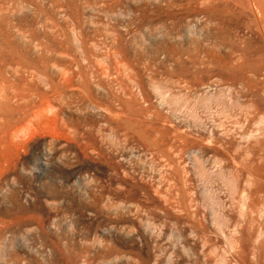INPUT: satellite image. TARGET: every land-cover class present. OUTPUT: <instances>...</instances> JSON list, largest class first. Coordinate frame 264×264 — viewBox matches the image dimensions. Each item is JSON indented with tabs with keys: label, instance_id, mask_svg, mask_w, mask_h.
<instances>
[{
	"label": "bare ground",
	"instance_id": "bare-ground-1",
	"mask_svg": "<svg viewBox=\"0 0 264 264\" xmlns=\"http://www.w3.org/2000/svg\"><path fill=\"white\" fill-rule=\"evenodd\" d=\"M257 46L264 0H0V264H264Z\"/></svg>",
	"mask_w": 264,
	"mask_h": 264
},
{
	"label": "rangeland",
	"instance_id": "rangeland-1",
	"mask_svg": "<svg viewBox=\"0 0 264 264\" xmlns=\"http://www.w3.org/2000/svg\"><path fill=\"white\" fill-rule=\"evenodd\" d=\"M186 12H189V10H186ZM216 15H217L218 19H220V21L223 23V25L220 26V28L223 26L224 29L221 28L223 30H221L219 28H218V30H215L214 27L204 25L205 24L204 22L200 23L198 21H194V22L190 23V22L186 21V19H183L182 25H181V29H182L181 31H183V33L181 32L182 38L184 36L183 40L187 41L192 36H194L195 34H197V36H199L201 34L203 36L213 34V36L214 35L215 36L220 35L221 38L224 36H225V38H227L226 35L229 33L228 35H232V37L234 38L233 40L235 41V43L238 44V45L236 44L237 47L239 45L240 46L242 45V48H246V47H249L250 45H252L251 44L252 41L250 40L251 34H249L250 29L248 27L249 23L244 17L240 16L238 13H233L231 10L217 11ZM187 16H190V15H187ZM167 21H168L167 23H169V24L172 23L171 19H168ZM224 21H225V26H224ZM220 30H221V32H220ZM218 32H219V35L217 34ZM226 32H228V33H226ZM221 41H224V39ZM247 44H249V46ZM261 46H262V44H261ZM261 46H259L260 48L257 46V49L259 48L258 49L259 51H260V49L261 50L264 49ZM226 47L229 48L228 45ZM226 47H225V49H226L225 54L229 55V56L233 55L232 57H234L237 47H236V49H235V47H233V48L230 47L229 50H227ZM222 56H224V55H222ZM253 62H254V64L257 65L255 67H258L259 70H257V71L254 70V72L249 71V72H247L246 75L249 76V77L248 76L247 77L250 78V80L253 83L258 84V85H264V57L262 56L261 53H257L253 57ZM238 89L239 88H236L234 91L236 93H240V92L244 91L243 89L242 90L240 89V92H239ZM236 90H238V91H236ZM263 97H264V94H263ZM249 104H250V105H248L249 107L246 106L244 109H241L237 105V102H234L233 104H230L228 106V109H230V112L234 116L231 123H230L231 128L236 133L258 131V129H261L262 131H264V126L259 125L257 123V118L254 114L255 111H254L252 104L251 103H249ZM202 115L204 116L205 119L209 118V116H210V114L205 110L202 111ZM216 119H218L217 116H216ZM260 139L262 140V142L264 141V137H261ZM251 140H253V141H251ZM257 140H259V139H257ZM257 140L256 139L255 140L250 139L251 142H254ZM251 158H252V156H251Z\"/></svg>",
	"mask_w": 264,
	"mask_h": 264
}]
</instances>
